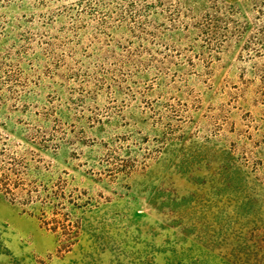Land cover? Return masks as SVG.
Instances as JSON below:
<instances>
[{"label": "rangeland", "instance_id": "1", "mask_svg": "<svg viewBox=\"0 0 264 264\" xmlns=\"http://www.w3.org/2000/svg\"><path fill=\"white\" fill-rule=\"evenodd\" d=\"M0 264H264V0H0Z\"/></svg>", "mask_w": 264, "mask_h": 264}]
</instances>
